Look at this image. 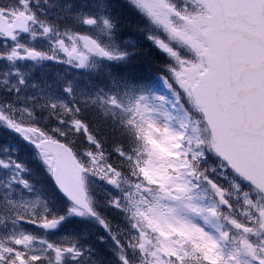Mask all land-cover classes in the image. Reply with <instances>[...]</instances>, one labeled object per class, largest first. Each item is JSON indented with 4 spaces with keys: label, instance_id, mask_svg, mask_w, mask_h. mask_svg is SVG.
<instances>
[{
    "label": "snow or ice",
    "instance_id": "6c2138e0",
    "mask_svg": "<svg viewBox=\"0 0 264 264\" xmlns=\"http://www.w3.org/2000/svg\"><path fill=\"white\" fill-rule=\"evenodd\" d=\"M0 264H264V0H0Z\"/></svg>",
    "mask_w": 264,
    "mask_h": 264
},
{
    "label": "trees",
    "instance_id": "16d2710c",
    "mask_svg": "<svg viewBox=\"0 0 264 264\" xmlns=\"http://www.w3.org/2000/svg\"><path fill=\"white\" fill-rule=\"evenodd\" d=\"M127 29L130 28H125V31H127ZM129 32L127 31V34ZM132 38H137V36H131ZM155 66H149V65H144L141 68V71L144 73H147L149 75H151L153 78L155 75ZM49 71L52 72L53 68H51V66L49 67ZM37 76L40 75L39 72L36 73ZM22 157L27 158L29 166L33 168L34 170V174H35V178L39 181H47V183L50 184L49 178H48V174L46 173V170L44 169L43 165L39 164L37 161H35L34 159H32L31 157V151L29 150V152L27 154H25L24 152L21 153ZM98 230V226L96 228L92 229V232L95 233ZM95 237V236H93Z\"/></svg>",
    "mask_w": 264,
    "mask_h": 264
},
{
    "label": "rangeland",
    "instance_id": "374dc122",
    "mask_svg": "<svg viewBox=\"0 0 264 264\" xmlns=\"http://www.w3.org/2000/svg\"><path fill=\"white\" fill-rule=\"evenodd\" d=\"M51 68H53L54 71H56V70H60L61 69V66H51Z\"/></svg>",
    "mask_w": 264,
    "mask_h": 264
},
{
    "label": "water",
    "instance_id": "95a60500",
    "mask_svg": "<svg viewBox=\"0 0 264 264\" xmlns=\"http://www.w3.org/2000/svg\"><path fill=\"white\" fill-rule=\"evenodd\" d=\"M53 181V180H52ZM53 183H54V181H53Z\"/></svg>",
    "mask_w": 264,
    "mask_h": 264
}]
</instances>
